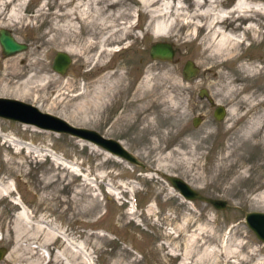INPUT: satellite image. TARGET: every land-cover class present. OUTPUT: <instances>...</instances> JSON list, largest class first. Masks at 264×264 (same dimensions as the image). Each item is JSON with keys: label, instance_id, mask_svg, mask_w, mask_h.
<instances>
[{"label": "rangeland", "instance_id": "1", "mask_svg": "<svg viewBox=\"0 0 264 264\" xmlns=\"http://www.w3.org/2000/svg\"><path fill=\"white\" fill-rule=\"evenodd\" d=\"M152 1L111 0L106 8L96 0H0V28L26 45L0 53V97L115 139L143 163L0 118V264H264V242L243 220L247 211L264 212L255 201L264 192V142H235L250 116L243 98L264 89V73L241 70H264V15H253L254 30L244 29L247 20L226 24L245 41L233 51L237 60L215 66L201 55L203 31L152 17L170 4L192 14L199 0ZM234 1L200 0L199 12L210 5L231 11ZM80 12L95 16L94 25L75 20ZM71 19L75 34H59ZM89 40L106 50L84 49ZM158 41L171 45L170 61L149 58ZM57 51L71 59L64 74L50 66ZM186 60L196 68L189 79L182 76ZM233 79L249 88L230 94ZM104 80L116 89L98 108ZM216 105L225 110L219 121ZM162 174L227 206L184 203Z\"/></svg>", "mask_w": 264, "mask_h": 264}, {"label": "bare ground", "instance_id": "2", "mask_svg": "<svg viewBox=\"0 0 264 264\" xmlns=\"http://www.w3.org/2000/svg\"><path fill=\"white\" fill-rule=\"evenodd\" d=\"M96 6L102 3H107L106 8H111L114 4L111 3V0H96ZM159 0H154L152 2H148L149 4L157 3ZM109 2V3H108ZM195 2H198L196 0ZM197 9L189 14L185 8L182 6H177L175 4H170L167 7L166 12H160L152 15L153 18H164V17H172L173 24L171 27L175 26L176 21L183 20L186 23V26L194 27L197 31H203L205 33L204 39L200 45L201 55L203 56L204 61L208 63H215V66H223L224 63L227 64L232 59L238 58V55L234 54V49L237 48L240 44H242V35H236L233 33L235 28L232 30H227L226 24L234 23L237 20H247V27L245 30H254L255 26L252 21H250L255 13H259L264 15V2L261 0H235L233 3V8L231 11H225L219 8L218 5H208L209 7L206 10H202L199 12L200 0L199 3H196ZM73 14V13H72ZM102 12L99 8H97L94 12V15H101ZM75 20L79 19L83 21L84 25H94V17L89 12L77 13L75 14ZM177 24V23H176ZM100 27L99 25H95ZM163 28L166 29L167 26H158V29ZM102 29V28H101ZM57 31L59 34L63 35H71L75 34V26L73 23V19L68 20L65 25L60 26ZM249 32V31H248ZM252 32V31H251ZM256 32V31H255ZM105 44V43H104ZM103 44L99 47V44L95 41L89 40L85 42L84 49L89 48H102L101 52H104ZM100 56V55H99ZM240 57V56H239ZM261 60V59H260ZM241 70L245 72V74L249 77H253L254 75L264 73V70L257 71L252 64H247L246 66H242ZM221 77V76H220ZM237 79H233L228 84V88L230 89V94H237L241 91L247 90L249 85H245L244 87L238 88L234 84L237 82ZM120 82V79L117 83ZM114 84H109L107 80L101 81V85L99 86V96L97 107L104 108L105 102L109 100L111 97V91L114 88ZM249 95V94H248ZM243 99L246 101V108L243 115L250 113V116L245 123V125L240 129L238 135L235 138L236 145H244L245 147H255L264 142V89L258 88L255 92H252L251 97L245 96ZM242 99V100H243ZM102 101V103H101ZM239 104V103H237ZM245 107V105H244ZM230 112L234 111L233 109L229 110ZM248 117V116H247ZM93 145V144H92ZM234 145V144H233ZM109 154V153H107ZM113 156V155H111ZM118 159L117 157L113 156ZM121 160V159H120ZM182 200V199H181ZM184 203H190L188 201L182 200ZM257 203H262L263 205H259L260 207H264V192L261 193L258 198L255 200ZM257 206V205H256Z\"/></svg>", "mask_w": 264, "mask_h": 264}, {"label": "water", "instance_id": "3", "mask_svg": "<svg viewBox=\"0 0 264 264\" xmlns=\"http://www.w3.org/2000/svg\"><path fill=\"white\" fill-rule=\"evenodd\" d=\"M25 48L26 45L17 42L7 29L0 28V53L3 57L11 56L25 50ZM148 56L151 60L170 61L173 56V49L169 43L159 41L153 42L148 48ZM70 62L71 59L66 53L57 51L51 60L50 66L54 72L64 74ZM195 72L196 68L192 66L189 60H186L182 66L183 78L189 79L194 76ZM198 96H206L204 89L199 90ZM224 113L225 110L223 106L216 105L213 108L212 116L215 120L219 121L223 118ZM0 118L75 137L78 140L93 144L129 164L143 167V163L124 148L119 141L110 137H105L93 129L74 126L62 118L47 112H41L29 103L13 98L0 97ZM191 122L193 126H196L200 122V118L195 116L192 118ZM162 177L177 191L178 195L185 200L200 201L211 205L216 210H222L227 206L226 202L223 200L200 194L179 177L168 174H162ZM243 220L255 237L261 242H264V212L247 211L244 213ZM5 252V248L0 247V258Z\"/></svg>", "mask_w": 264, "mask_h": 264}]
</instances>
